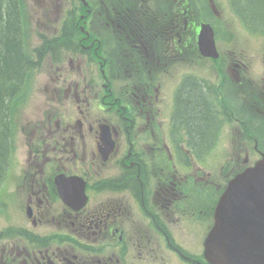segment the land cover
Instances as JSON below:
<instances>
[{
  "label": "flooded vegetation",
  "instance_id": "flooded-vegetation-1",
  "mask_svg": "<svg viewBox=\"0 0 264 264\" xmlns=\"http://www.w3.org/2000/svg\"><path fill=\"white\" fill-rule=\"evenodd\" d=\"M199 2L217 12L215 0H58L65 14L48 42L68 62L50 66L39 113L12 132L0 171V264H206L212 200L226 176L218 138L264 130V109L233 112L251 80L223 55H199ZM71 3L90 28L78 47L65 21ZM80 53L99 62L88 66ZM253 70L264 99V57ZM191 90L214 116L202 146L182 121ZM242 150L236 162L255 160Z\"/></svg>",
  "mask_w": 264,
  "mask_h": 264
},
{
  "label": "water",
  "instance_id": "water-1",
  "mask_svg": "<svg viewBox=\"0 0 264 264\" xmlns=\"http://www.w3.org/2000/svg\"><path fill=\"white\" fill-rule=\"evenodd\" d=\"M199 47L216 56L208 25H202ZM214 216L206 243L213 264H264V159L229 181Z\"/></svg>",
  "mask_w": 264,
  "mask_h": 264
},
{
  "label": "trees",
  "instance_id": "trees-1",
  "mask_svg": "<svg viewBox=\"0 0 264 264\" xmlns=\"http://www.w3.org/2000/svg\"><path fill=\"white\" fill-rule=\"evenodd\" d=\"M236 7L245 25L264 32V0H236ZM24 33L16 0H0V171L7 158L11 104L30 64ZM183 100L182 121L189 128L190 141L202 146L214 134L213 111L198 91H188Z\"/></svg>",
  "mask_w": 264,
  "mask_h": 264
},
{
  "label": "rangeland",
  "instance_id": "rangeland-1",
  "mask_svg": "<svg viewBox=\"0 0 264 264\" xmlns=\"http://www.w3.org/2000/svg\"><path fill=\"white\" fill-rule=\"evenodd\" d=\"M233 1V0H231ZM218 3L217 12L221 13L222 21L219 23L215 21V24L218 25V47L222 52H227L229 50H233L235 52H239L241 57V53L243 54L244 60H250L251 62L256 61L260 55L264 54V36L254 34V29H251L245 26L244 22L239 20L238 17L233 16L231 13L227 0H216ZM34 11L31 10V16L28 17L27 21L30 23V30L34 32L33 26H38V24L42 21H38L35 19ZM217 19V18H216ZM215 19V20H216ZM46 23L49 24L48 21ZM41 31H45L44 28ZM38 38L35 35H31L29 38V44L33 45L34 43H38ZM262 52V53H261ZM261 53L259 56L258 54ZM259 73H255V77H258ZM42 80L45 78L44 74L38 75L37 73L33 76V79ZM37 80V81H38ZM41 82H36L39 85ZM43 95H45V91H42L41 86L34 87V91L31 95H28L26 104L24 102L23 105H18L16 103L13 108V122L15 127H19L24 122V116L31 115L35 117L37 113V107L39 106L40 101L43 99ZM235 131V130H234ZM236 132V131H235ZM238 134L242 135L241 130L238 131ZM243 136V135H242ZM228 137V136H227ZM229 138V137H228ZM238 136L233 138H229L230 141H227L226 149L228 152L232 153L237 147L241 145V140H238ZM231 155V154H230ZM230 155H228L230 157ZM229 159V158H228ZM227 161V160H226ZM221 170V168H220ZM219 169H215L217 173H220ZM222 180V178H221ZM225 179H223L224 181ZM222 181V182H223Z\"/></svg>",
  "mask_w": 264,
  "mask_h": 264
}]
</instances>
